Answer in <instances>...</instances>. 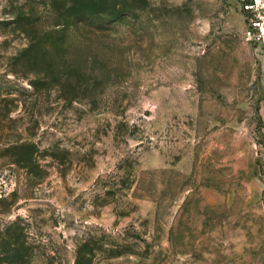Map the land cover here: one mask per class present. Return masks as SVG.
Returning <instances> with one entry per match:
<instances>
[{
	"label": "rangeland",
	"instance_id": "374dc122",
	"mask_svg": "<svg viewBox=\"0 0 264 264\" xmlns=\"http://www.w3.org/2000/svg\"><path fill=\"white\" fill-rule=\"evenodd\" d=\"M245 27L239 0H0V238L21 264H264Z\"/></svg>",
	"mask_w": 264,
	"mask_h": 264
},
{
	"label": "built area",
	"instance_id": "2783aa9c",
	"mask_svg": "<svg viewBox=\"0 0 264 264\" xmlns=\"http://www.w3.org/2000/svg\"><path fill=\"white\" fill-rule=\"evenodd\" d=\"M245 22L244 38L264 50V0H239Z\"/></svg>",
	"mask_w": 264,
	"mask_h": 264
},
{
	"label": "trees",
	"instance_id": "16d2710c",
	"mask_svg": "<svg viewBox=\"0 0 264 264\" xmlns=\"http://www.w3.org/2000/svg\"><path fill=\"white\" fill-rule=\"evenodd\" d=\"M28 253L24 242L18 240V236L4 235L0 238V263L21 264L28 260ZM77 262L79 263V259Z\"/></svg>",
	"mask_w": 264,
	"mask_h": 264
}]
</instances>
